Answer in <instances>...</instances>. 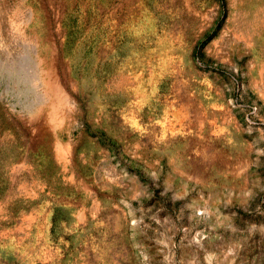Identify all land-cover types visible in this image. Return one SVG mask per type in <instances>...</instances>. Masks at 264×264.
<instances>
[{"label":"rangeland","instance_id":"obj_1","mask_svg":"<svg viewBox=\"0 0 264 264\" xmlns=\"http://www.w3.org/2000/svg\"><path fill=\"white\" fill-rule=\"evenodd\" d=\"M0 264H264V0H0Z\"/></svg>","mask_w":264,"mask_h":264}]
</instances>
